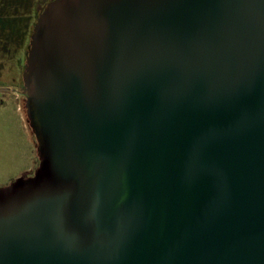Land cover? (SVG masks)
<instances>
[{
	"label": "water",
	"instance_id": "water-1",
	"mask_svg": "<svg viewBox=\"0 0 264 264\" xmlns=\"http://www.w3.org/2000/svg\"><path fill=\"white\" fill-rule=\"evenodd\" d=\"M25 88L0 264H264V0H54Z\"/></svg>",
	"mask_w": 264,
	"mask_h": 264
},
{
	"label": "rangeland",
	"instance_id": "rangeland-1",
	"mask_svg": "<svg viewBox=\"0 0 264 264\" xmlns=\"http://www.w3.org/2000/svg\"><path fill=\"white\" fill-rule=\"evenodd\" d=\"M53 1L0 0V185L34 163L21 98L36 34Z\"/></svg>",
	"mask_w": 264,
	"mask_h": 264
},
{
	"label": "crops",
	"instance_id": "crops-1",
	"mask_svg": "<svg viewBox=\"0 0 264 264\" xmlns=\"http://www.w3.org/2000/svg\"><path fill=\"white\" fill-rule=\"evenodd\" d=\"M23 97H24V95H23ZM23 97L21 99H23ZM21 111L24 113L22 105H21ZM24 121H25L24 123H25V125H26V127L28 129V132L31 135L30 138H31V142H32V145H33V148H34V163H33V166H32V168L29 171L19 172L18 174L16 173V175L13 178H10L11 180L9 179V181L6 184L0 185V187H4V186L9 185L14 180H16V179H18V178H20L22 176H25V174H28L27 176H32L34 174V172L37 170L38 165L40 163L39 158H38V151H37V148H36V139H35V137L32 135V133L30 131V128H29V126L27 124L25 115H24Z\"/></svg>",
	"mask_w": 264,
	"mask_h": 264
},
{
	"label": "flooded vegetation",
	"instance_id": "flooded-vegetation-1",
	"mask_svg": "<svg viewBox=\"0 0 264 264\" xmlns=\"http://www.w3.org/2000/svg\"><path fill=\"white\" fill-rule=\"evenodd\" d=\"M23 93V92H22ZM28 174H25V176H27Z\"/></svg>",
	"mask_w": 264,
	"mask_h": 264
}]
</instances>
